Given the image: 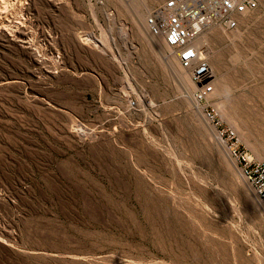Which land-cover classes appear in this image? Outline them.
Here are the masks:
<instances>
[{"label": "rangeland", "instance_id": "1", "mask_svg": "<svg viewBox=\"0 0 264 264\" xmlns=\"http://www.w3.org/2000/svg\"><path fill=\"white\" fill-rule=\"evenodd\" d=\"M163 1L0 0V264H264L205 116L264 162V0L200 36L204 105L146 26Z\"/></svg>", "mask_w": 264, "mask_h": 264}, {"label": "built area", "instance_id": "2", "mask_svg": "<svg viewBox=\"0 0 264 264\" xmlns=\"http://www.w3.org/2000/svg\"><path fill=\"white\" fill-rule=\"evenodd\" d=\"M257 8L254 0H165L154 8L146 19L148 31L164 39L171 56L190 71L197 85L194 100L206 104L214 92L213 71L206 52L197 45L204 30L211 25L227 31L238 28L237 16ZM207 121L216 129L221 144L232 164L250 188L264 212V162L254 159L239 143L230 129H221L213 109L205 110Z\"/></svg>", "mask_w": 264, "mask_h": 264}, {"label": "bare ground", "instance_id": "3", "mask_svg": "<svg viewBox=\"0 0 264 264\" xmlns=\"http://www.w3.org/2000/svg\"><path fill=\"white\" fill-rule=\"evenodd\" d=\"M123 34H124V36H123L124 38L127 37V33L124 32ZM159 38H161V37H159ZM126 40H128V39H126ZM151 43H152L153 48H155V49L159 48L161 45L158 38H153ZM197 45L201 48L202 51L204 50V52H206L205 46H203V42L200 40V37L197 40ZM166 57L168 58V56H166Z\"/></svg>", "mask_w": 264, "mask_h": 264}]
</instances>
